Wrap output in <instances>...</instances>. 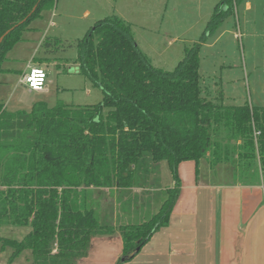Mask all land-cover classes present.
<instances>
[{
	"label": "trees",
	"instance_id": "16d2710c",
	"mask_svg": "<svg viewBox=\"0 0 264 264\" xmlns=\"http://www.w3.org/2000/svg\"><path fill=\"white\" fill-rule=\"evenodd\" d=\"M55 1L0 0V37L8 32L0 41V73L7 52ZM220 3L226 9L215 5L198 41L185 47L172 70L151 63L129 22L107 15L76 41L78 71L101 90L100 102L36 101L14 112L0 102V229L29 228L20 239L0 236L1 251H8L0 264H77L94 236L115 231L122 239L115 264L131 260L168 224L182 161L229 163L246 183L260 171L264 185V105L202 95L199 50L232 0ZM49 44L42 42L47 51ZM161 161L173 185L160 191L158 210L139 223L114 226L109 211L97 208L95 189L146 191Z\"/></svg>",
	"mask_w": 264,
	"mask_h": 264
},
{
	"label": "rangeland",
	"instance_id": "374dc122",
	"mask_svg": "<svg viewBox=\"0 0 264 264\" xmlns=\"http://www.w3.org/2000/svg\"><path fill=\"white\" fill-rule=\"evenodd\" d=\"M220 2L56 0L53 8L31 21L29 26L33 29L23 32V39L7 52L8 61L3 64L7 69L25 68L27 73L33 65L41 67L47 73L46 90L30 92L16 83L19 73L5 71L0 75V102L11 112L29 110L36 101L48 105L58 101L69 105L100 102L101 90L78 71L76 41L94 21L107 15H118L129 22L152 64L172 70L183 57L185 47L198 41L215 5L226 9L227 5ZM230 7L199 50L202 95L213 101L225 96L223 103L229 105L256 104L264 95V0H232ZM85 10L89 11L88 16ZM46 40L50 42L49 51L42 45ZM30 60L36 64L26 67ZM200 160L205 162L204 158ZM153 170L146 188L150 190L95 189L94 202L102 212L109 211L108 221L114 223L118 217L122 224L139 223L158 210L164 198L160 191L173 179L166 161L157 163ZM28 231L29 228H13L8 232L1 228L0 236L20 239ZM0 253V263H5L8 251L0 249Z\"/></svg>",
	"mask_w": 264,
	"mask_h": 264
},
{
	"label": "crops",
	"instance_id": "0c3cea01",
	"mask_svg": "<svg viewBox=\"0 0 264 264\" xmlns=\"http://www.w3.org/2000/svg\"><path fill=\"white\" fill-rule=\"evenodd\" d=\"M84 14L88 16L89 11L85 10ZM135 41L150 60L148 53ZM7 54L3 64L8 61ZM31 61L26 67L34 63ZM3 70L19 73L16 83L23 85L19 80L25 68L3 67ZM248 104L264 105V95L259 103ZM177 172L181 186L168 224L154 232L139 252L122 264H264V185L260 171L253 175V183H246L234 174L231 164L210 167L205 159L198 164L182 161ZM172 185L173 181L167 187ZM119 224L122 223L116 217L113 225ZM121 253L122 239L118 231L96 235L91 239L89 253L77 264H115Z\"/></svg>",
	"mask_w": 264,
	"mask_h": 264
},
{
	"label": "built area",
	"instance_id": "2783aa9c",
	"mask_svg": "<svg viewBox=\"0 0 264 264\" xmlns=\"http://www.w3.org/2000/svg\"><path fill=\"white\" fill-rule=\"evenodd\" d=\"M46 74L39 67H30V71L25 72L19 82L25 85L31 91H43L45 89Z\"/></svg>",
	"mask_w": 264,
	"mask_h": 264
},
{
	"label": "water",
	"instance_id": "95a60500",
	"mask_svg": "<svg viewBox=\"0 0 264 264\" xmlns=\"http://www.w3.org/2000/svg\"><path fill=\"white\" fill-rule=\"evenodd\" d=\"M6 33H8V32H6ZM6 33H5L4 35H6ZM4 35H3V36H4ZM3 36L0 37V41H1V39L3 38Z\"/></svg>",
	"mask_w": 264,
	"mask_h": 264
}]
</instances>
